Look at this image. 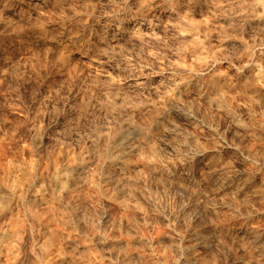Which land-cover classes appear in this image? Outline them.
Returning a JSON list of instances; mask_svg holds the SVG:
<instances>
[{"label": "clouds", "instance_id": "obj_1", "mask_svg": "<svg viewBox=\"0 0 264 264\" xmlns=\"http://www.w3.org/2000/svg\"><path fill=\"white\" fill-rule=\"evenodd\" d=\"M0 264H264V0H0Z\"/></svg>", "mask_w": 264, "mask_h": 264}]
</instances>
